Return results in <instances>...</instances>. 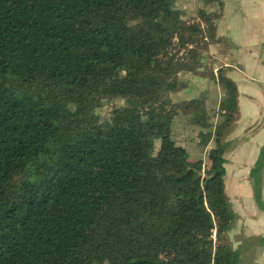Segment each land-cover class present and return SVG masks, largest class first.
Masks as SVG:
<instances>
[{
  "label": "trees",
  "instance_id": "1",
  "mask_svg": "<svg viewBox=\"0 0 264 264\" xmlns=\"http://www.w3.org/2000/svg\"><path fill=\"white\" fill-rule=\"evenodd\" d=\"M218 17L188 23L171 0H0V264L240 263L224 185L235 85L218 74L213 129L202 98H168ZM114 99L128 106L102 121ZM178 112L211 128L205 163L169 136ZM263 167L264 147L249 176L258 203Z\"/></svg>",
  "mask_w": 264,
  "mask_h": 264
},
{
  "label": "crops",
  "instance_id": "2",
  "mask_svg": "<svg viewBox=\"0 0 264 264\" xmlns=\"http://www.w3.org/2000/svg\"><path fill=\"white\" fill-rule=\"evenodd\" d=\"M203 10H217L219 14L214 22L215 41L197 49V73H184V102L202 98L213 129L222 120L219 104L224 92L217 83L218 74L235 85L236 118L223 139L224 185L235 216L230 231L237 223L241 226L243 220L251 230L235 249L249 246L252 238L256 243L247 247L251 253L257 247L264 248V237L260 235L264 234V167L260 203L254 198L249 179L264 147V0H221L220 6L207 5ZM199 23L203 28V23ZM206 153L204 150L200 154L204 157ZM227 179L232 180L230 196Z\"/></svg>",
  "mask_w": 264,
  "mask_h": 264
},
{
  "label": "rangeland",
  "instance_id": "3",
  "mask_svg": "<svg viewBox=\"0 0 264 264\" xmlns=\"http://www.w3.org/2000/svg\"><path fill=\"white\" fill-rule=\"evenodd\" d=\"M171 1L173 7L182 12V17L184 21L188 23L199 22L197 21L198 12L203 9V4L201 3L200 0H171ZM214 12L217 13V10ZM180 55H182V53ZM178 81H179V88L175 92L168 94V98L173 104H180L184 102V72L178 74ZM126 106H128V104L123 99L104 101L101 107L97 110V114L102 121L108 120L114 108H121ZM210 130L211 128L203 130L199 127H194L190 125L184 114L180 112H178L176 117L168 126L169 136L176 145H179L186 149L188 153V161L190 162L202 160L205 163L207 161L206 159L207 153L206 156L204 155V157L201 156L200 153H202V151L204 150L208 152L210 149L214 147L213 142L209 141L207 138V134L210 132ZM206 141L207 142L209 141V145L207 146V148H205ZM158 144H159L158 139H154L153 145L147 149V151L152 156L156 154L158 149ZM227 189H228L227 190L228 195L230 196L232 190V180L230 179H227ZM241 222H242L241 226L238 225L237 223L235 227L227 234V240L233 249L238 247L239 241L241 239L251 234L250 228L244 225V220ZM260 235L264 237V234L260 233ZM253 241L254 240L252 238L249 240V246L254 245L256 243V240L255 242ZM249 246L246 244L245 247L247 248ZM263 249L264 248L257 247L251 253L247 252L245 254H242L240 257L239 264H264Z\"/></svg>",
  "mask_w": 264,
  "mask_h": 264
}]
</instances>
